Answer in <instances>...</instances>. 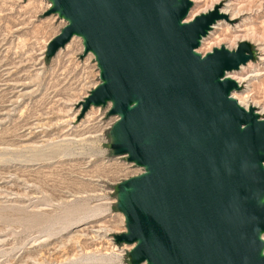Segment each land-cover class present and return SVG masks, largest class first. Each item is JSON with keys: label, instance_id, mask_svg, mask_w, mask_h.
I'll return each instance as SVG.
<instances>
[{"label": "water", "instance_id": "1", "mask_svg": "<svg viewBox=\"0 0 264 264\" xmlns=\"http://www.w3.org/2000/svg\"><path fill=\"white\" fill-rule=\"evenodd\" d=\"M92 54L99 84L77 104L110 108L113 157L142 169L115 186L129 264H264V119L231 97L226 73L252 60L250 44L195 51L219 5L186 17L189 0H46Z\"/></svg>", "mask_w": 264, "mask_h": 264}, {"label": "rangeland", "instance_id": "2", "mask_svg": "<svg viewBox=\"0 0 264 264\" xmlns=\"http://www.w3.org/2000/svg\"><path fill=\"white\" fill-rule=\"evenodd\" d=\"M192 2L186 21L216 4L229 19L197 53L250 44L252 60L227 76L236 101L264 119V0ZM45 11L44 0H0V264H129L131 246L113 241L124 232L115 186L135 170L112 158L108 133L76 119L98 70L76 37L44 58L65 25Z\"/></svg>", "mask_w": 264, "mask_h": 264}, {"label": "built area", "instance_id": "3", "mask_svg": "<svg viewBox=\"0 0 264 264\" xmlns=\"http://www.w3.org/2000/svg\"><path fill=\"white\" fill-rule=\"evenodd\" d=\"M44 1H45V10H47L50 7V4L46 0H44ZM79 42H80L79 48L77 50L82 51V45H81L80 39H79ZM109 108H110V105L108 103L104 107H96V108L90 107L86 111V113H88V115H86V113H85L82 116L80 122L83 123V126L88 128L91 132H93V131L96 132L94 137H102L104 133H108L110 127L117 120L116 116L107 115ZM112 158L118 162H121L123 167L126 170H129V171L135 170L134 172L129 173L128 175L123 177L121 180H119V182L124 180V179H127L129 177L136 176V175H139L140 173H142L141 168L136 167L134 164L127 162L124 156H116V157L112 156ZM119 182H117V183H119Z\"/></svg>", "mask_w": 264, "mask_h": 264}, {"label": "bare ground", "instance_id": "4", "mask_svg": "<svg viewBox=\"0 0 264 264\" xmlns=\"http://www.w3.org/2000/svg\"><path fill=\"white\" fill-rule=\"evenodd\" d=\"M189 1L191 2V6H192V3H193L192 0H189ZM236 9H237V8H236ZM228 11H229V10H228ZM189 12H190V11H189ZM189 12H188V15H189ZM219 13L222 14V15H224V16L226 17V20H225L226 22L229 20V19L227 18V16H226V15H228V14L222 13V12H220V11H219ZM239 13H240V12H239ZM188 15H187V17H188ZM193 17H194V16H193ZM231 17H232V16H231ZM233 17H235V16H233ZM231 19H232V18H230V20H231ZM213 26H215V24H213V25L211 26L209 32L211 31V29H216V28H217V27H213ZM212 27H213V28H212ZM231 29H232V28H231ZM229 30H230V28H229ZM240 31H241V30H240ZM209 32L207 33V35L209 34ZM231 32H232V30H231ZM210 33H211V32H210ZM234 33H235V32H234ZM236 33H237V32H236ZM207 35H206V36H207ZM206 36H205V37H206ZM205 37H204V38H205ZM202 39H203V38H202ZM202 39L200 40L199 45H201V44L203 43V42H201V41H203ZM225 49H226V48H225ZM227 50H228V49H227ZM88 54H89V53H88ZM200 55H201V54H200ZM241 67H242V66H240V67L238 68V70H239ZM226 77H228V78L232 79L233 81H235V83L238 85V87H240L239 84H238V81H236V80H234L233 78L227 76V73H226ZM234 92H235V91H232L230 95H231V97L236 101L235 96L233 95ZM236 102H237V101H236ZM237 104H238L239 106H241L240 102H237ZM252 108H253V107H252ZM244 109H245V107H244ZM255 113H256V112H255ZM261 240H262L263 245H264V235L261 236ZM143 264H144V263H143Z\"/></svg>", "mask_w": 264, "mask_h": 264}]
</instances>
